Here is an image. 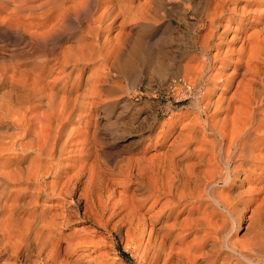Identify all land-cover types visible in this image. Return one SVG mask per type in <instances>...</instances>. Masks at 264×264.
I'll use <instances>...</instances> for the list:
<instances>
[{
    "label": "bare ground",
    "instance_id": "1",
    "mask_svg": "<svg viewBox=\"0 0 264 264\" xmlns=\"http://www.w3.org/2000/svg\"><path fill=\"white\" fill-rule=\"evenodd\" d=\"M126 2L49 0L50 8L31 23L34 32L27 39V58L42 57L46 63L55 60L65 77L100 62L90 81L95 83L99 72L112 66L103 52L105 41L99 42L102 32L116 25L119 18L117 25L133 19L149 22L148 14ZM30 3L32 0H25L28 10ZM255 4L262 6L257 9L258 19L252 21L255 29L249 33L242 22L231 24L247 5ZM206 15L208 32L199 49L203 57L194 64L187 61L182 82L189 91L182 92L180 86L177 90L183 96L197 94L200 110L191 118L189 131L172 133L174 127L169 122L165 136H175L168 150L153 160L118 158L109 175L101 161L98 163L100 153L93 151V139L85 140L89 145L85 157L95 155L92 161L65 163L73 137L70 139L73 133L69 132L63 139L65 129L86 110L88 102L84 93L61 98L58 94L71 93L78 83L65 90L67 82L56 88L34 74L20 71L18 78L11 75L6 98L0 99V157L3 151L14 152L0 164V251L19 256V263L12 264H35L30 261L31 250L43 253L50 244L45 261L39 264L59 262L54 230L62 223L97 217L95 188L114 186L119 176L135 184L130 198L125 199L127 207L118 211L122 199L117 200L111 206L106 204L102 215L110 211V219L118 217L128 226L127 233L141 251V264H264V131L261 123L255 125L263 120L258 116L264 115L257 112L264 103V0H215ZM231 30L234 34L228 37ZM68 40V45L60 44ZM16 50L11 52L13 69ZM87 84L88 92L101 96L95 85ZM235 84L233 97L237 100L213 99L216 87L228 90ZM197 89L200 92L196 93ZM227 110H233L229 118L219 116ZM141 135L138 142L151 139L153 133ZM68 197L74 201L70 209L54 214L49 208L39 210L42 202L59 203Z\"/></svg>",
    "mask_w": 264,
    "mask_h": 264
},
{
    "label": "rangeland",
    "instance_id": "2",
    "mask_svg": "<svg viewBox=\"0 0 264 264\" xmlns=\"http://www.w3.org/2000/svg\"><path fill=\"white\" fill-rule=\"evenodd\" d=\"M126 1V5H134L141 13L148 14L149 22L142 24L133 19L126 25H117L121 20L119 18L116 25L102 32L99 42L105 41L103 52L108 58L110 57L109 65L112 66L100 71V79L91 84L90 81L95 76V67L98 68L100 62L85 65L83 70H75L65 77L62 66L55 60L46 63L42 57L27 58L29 48L27 41L30 38L29 35L34 32L31 23L40 16L42 10L50 8L49 0H32L30 10L25 0H0V99L4 101L6 98L10 89L11 75L18 78L20 71L27 76L35 75L49 87L58 88L67 82L65 90H69L72 83H78L71 93L69 90L58 94L61 98L67 94L75 97L79 93H84L86 94L84 100L88 102L89 107L80 112L81 117L75 116L77 118H74L65 129L63 139L69 132L73 133L70 136V139L73 136L70 143L72 150L64 155L67 158L65 163L78 165L80 161H92L95 155L85 157L89 146L85 140L93 139L96 142L93 151L100 153L98 163L101 161L100 164L104 166L102 167L106 175H109L110 168L114 167L118 158L122 160L126 157H143L153 160L168 150L175 136L170 138L165 136L169 133L167 131L170 128L169 122L172 121L171 127H174L172 133L189 131L191 118L195 116L197 109L200 110L197 105V94L193 92L183 96L178 94L177 90L180 86L182 92L189 91L187 83L182 82L186 77L184 66L187 61L191 60L194 64L203 57L199 49L201 39L208 32L204 25L205 18L215 2V0ZM239 3H243V0H239ZM247 7L245 11L248 12L237 14L231 24L238 25L242 22L243 29L250 33L257 27H254L252 21L254 18L258 19V10L262 6L255 4L247 5ZM246 14L250 19L247 17L243 21ZM223 28L221 27L220 30ZM229 32L228 37H231L234 32L233 30ZM70 42L69 40L61 41L60 44L65 46ZM240 45L241 42L238 46ZM12 49L19 51L15 58L14 69L12 62L10 63ZM213 50L211 53L214 52ZM232 70L233 65L228 68V72ZM101 73L109 74L108 78L102 77ZM88 82L89 86L95 85L97 91H101L100 97L96 92L86 90ZM236 84L228 90L216 87L212 94L213 99L224 97L231 99L236 91ZM197 92H200L199 89L196 90ZM236 97L232 99L235 101ZM233 100L232 104L238 105L237 101ZM94 101L98 102L93 103ZM257 112L264 114V103L259 104ZM185 113L190 115H183ZM231 114L233 110H227L220 112L219 116L229 118ZM258 118H262L263 122L258 120L255 125L261 123L264 131V115L263 117L259 115ZM150 131L153 133L151 139L137 141L142 136L141 133L146 134ZM13 153L3 151L4 155L0 157V164L6 162L8 156H12ZM50 179L49 176L46 180ZM114 181V186L110 184L107 188L104 185L95 188L97 205L99 204L97 217L94 216L89 220L80 218L65 223L66 225L62 223L57 226V231L54 230L53 240L55 239V245L57 243L56 246L61 255L56 264H141V251L136 247L131 234L127 233L128 226L118 221V217L110 219V211L102 215V208L106 204L111 206L112 202L121 199L118 211H123L127 207L125 202L130 198L135 186L132 182H126L121 176ZM38 182L43 184L44 179ZM253 185L257 186L255 183ZM127 186H129L128 191H126ZM17 192L15 190V193ZM43 199L44 197L41 200ZM56 203H58L57 200L42 202L39 210L49 208L50 213L54 214L60 213L63 208L70 209L74 206V201L70 197L62 199L57 205ZM84 203V200L80 203L81 212L84 211ZM150 203L146 206L147 208ZM146 207L143 210H146ZM51 248L50 244L43 253L31 250V263L39 264L45 261L47 252ZM18 258L19 256L14 252L0 251V264L19 263Z\"/></svg>",
    "mask_w": 264,
    "mask_h": 264
}]
</instances>
